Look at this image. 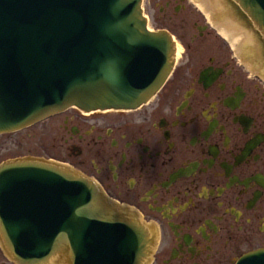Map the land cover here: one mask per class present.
Returning a JSON list of instances; mask_svg holds the SVG:
<instances>
[{
    "label": "flooded vegetation",
    "instance_id": "flooded-vegetation-1",
    "mask_svg": "<svg viewBox=\"0 0 264 264\" xmlns=\"http://www.w3.org/2000/svg\"><path fill=\"white\" fill-rule=\"evenodd\" d=\"M141 9L149 29L174 41L159 90L135 109L69 107L1 133L20 136L0 140V162L43 157L91 179L154 228L149 264H249L253 255L264 264V89L219 31L224 22L194 0H142ZM37 138L45 155L31 152ZM0 264H15L1 248Z\"/></svg>",
    "mask_w": 264,
    "mask_h": 264
},
{
    "label": "water",
    "instance_id": "water-1",
    "mask_svg": "<svg viewBox=\"0 0 264 264\" xmlns=\"http://www.w3.org/2000/svg\"><path fill=\"white\" fill-rule=\"evenodd\" d=\"M142 0H0V134L75 107L135 109L174 41ZM264 49V0H231ZM154 228L91 179L35 156L0 162V248L15 264H149ZM253 255L249 264H260Z\"/></svg>",
    "mask_w": 264,
    "mask_h": 264
},
{
    "label": "bare ground",
    "instance_id": "bare-ground-1",
    "mask_svg": "<svg viewBox=\"0 0 264 264\" xmlns=\"http://www.w3.org/2000/svg\"><path fill=\"white\" fill-rule=\"evenodd\" d=\"M194 1L196 2V6L201 10H203L206 15L208 14L211 15L212 13V15L218 16L219 20H222L224 22V27L222 28L220 27L219 31L226 38L229 37L232 45L237 48L238 55H240L239 59L241 60L242 64L246 67V69L251 74H258L261 76L260 73H262L261 71L262 67L257 65V59H256L258 58L259 61V56H258L259 50L257 49V47H255L257 46V42H258L256 40V35H254L255 33H251L252 31L248 29L247 25L243 22V20H239L235 16L232 8H237L236 5H234L231 0H228L230 3L227 0H194ZM244 51L246 52L244 53ZM241 55L247 56L248 59L242 58ZM259 63L262 64L261 62ZM83 113H90V112H83Z\"/></svg>",
    "mask_w": 264,
    "mask_h": 264
},
{
    "label": "rangeland",
    "instance_id": "rangeland-1",
    "mask_svg": "<svg viewBox=\"0 0 264 264\" xmlns=\"http://www.w3.org/2000/svg\"><path fill=\"white\" fill-rule=\"evenodd\" d=\"M151 24V25H150ZM149 25H148V28H151L150 26H152V25H154L153 23H150ZM253 39V38H252ZM257 40V39H256ZM258 41V40H257ZM259 43V44H258ZM255 47H257V49L259 50V54H258V56H259V60L262 62V65H259L258 63H257V65H259V66H261L262 68H261V71H262V73H264V49H263V47L261 46V44H260V42L258 41L257 42V46H255ZM243 49H245V48H243ZM241 50V49H240ZM246 51H244V53H245ZM242 56V58H244V59H248V57L247 56H245V55H241ZM254 78H256V79H258L259 81H260V84L262 85V88L264 89V78L263 77H261V76H258V74H255V76H254ZM112 111H114V110H107L106 112H112ZM101 112H103V111H95L94 113H101ZM42 127V126H41ZM41 127H39V128H41ZM31 131H33V129H31ZM20 136V133H12V134H10V135H7V136H0V140L1 139H7V138H9V137H11V138H13V137H19ZM2 137V138H1ZM43 150H47V151H49V146L48 145H46L44 142H42V141H39L38 142V138H37V145H36V148H31V152L32 153H34V154H37V155H45V154H43V153H41ZM23 151V150H22ZM7 154V156H12V155H15V153L14 152H11V151H9V152H6ZM17 157H19V156H17ZM10 158H15V157H10ZM10 158H8V159H10Z\"/></svg>",
    "mask_w": 264,
    "mask_h": 264
}]
</instances>
